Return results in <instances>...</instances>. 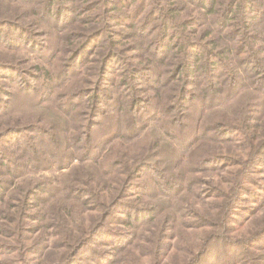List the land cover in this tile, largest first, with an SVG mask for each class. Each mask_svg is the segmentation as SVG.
<instances>
[{"label": "trees", "instance_id": "16d2710c", "mask_svg": "<svg viewBox=\"0 0 264 264\" xmlns=\"http://www.w3.org/2000/svg\"><path fill=\"white\" fill-rule=\"evenodd\" d=\"M48 25L56 48L40 45ZM53 54L58 82L44 64L28 66ZM88 75L60 98L68 120L0 126V260L42 264L62 252L55 264H142L139 251L150 264H254L264 218L250 208L247 239H231L227 223L249 197L264 200L247 176L264 173V141L246 161L230 155L255 142L251 106L234 103L264 94V0H0V119L14 118L20 96L32 108L38 85L43 101ZM133 143L132 155L118 152ZM98 171L115 181L104 200L103 185L88 183ZM44 172L53 176L22 182ZM57 174L72 180L65 190ZM217 198L228 201L219 209Z\"/></svg>", "mask_w": 264, "mask_h": 264}, {"label": "rangeland", "instance_id": "374dc122", "mask_svg": "<svg viewBox=\"0 0 264 264\" xmlns=\"http://www.w3.org/2000/svg\"><path fill=\"white\" fill-rule=\"evenodd\" d=\"M46 31H47L46 36H44V37L39 36L38 37V40H40V41H41L42 37L44 39V41L40 42V45H42L43 47L51 46V48H56L53 46L60 45V43H62L61 40L59 41V39L56 35L58 33L56 29L53 30L52 26L48 25L46 28ZM58 56H59L58 54L56 56H55V54H53L50 58L49 64L45 63L44 61L42 63L40 61L33 60V62H29L28 66L30 67V66L38 65V66L42 67V65H40V64H44L46 66V70H49L51 72V76L53 78V81L58 82V80L60 78L57 79L56 76H58V74H56L54 71V70H56L55 68L57 66H59L60 60H59ZM33 57L36 58L37 56L34 55ZM38 73L41 74L43 72H38ZM89 77H90V75H88L87 78H85L84 76L83 77L79 76L75 80H74V76L71 77V79L68 82L63 83V85L60 86V89L51 88L50 92L47 95L48 97L46 99H44L43 101H39V100L42 97L44 91L47 90V88L40 87L38 85L37 91L34 94L36 96V99H34L33 107L31 108L29 103L26 102V97L22 94L23 96H20V102L18 105V109H17V111H15L13 113L14 118H12L11 117L12 115L10 114L8 118L0 119V126H2V128L3 127L7 128V126L4 123L8 120H11L9 126H13L16 124L25 125L27 123L37 124L38 126H49V125H54V124H60L61 117L65 120H68L67 116L64 114V112L61 111V108H60L61 99L60 98L63 95L67 96L70 94L71 88L74 86V84L76 83L77 80H78L77 81L78 86H80L82 84V81L84 82L86 79H89V80L92 79L93 80L92 77H90L91 79ZM89 80L87 82H85L86 85L88 84ZM69 82H72V83L69 84ZM60 94H62V95H60ZM57 95H58V97H56ZM236 103H237V105H239V110L241 108L245 107L246 103L249 104V106H251L252 120L249 121L251 124V128H250V131L248 133V136L253 138V141L255 140V142H253V143L248 142V144L245 143L246 145L244 146V148H241V145L237 146L236 148H234L233 152L231 151V154H230L229 150L227 152L230 155L233 154L234 156H238L241 154V156L243 158L242 161H246L250 157V154H253L255 151L256 152L258 151V149H257L259 146L258 144H260L264 141V125H263L264 124V94L261 91H257L256 93H253V91L248 90V93H246L242 99L236 101L234 103V105ZM236 117H237V114H235V117H234V115L230 116L228 119L229 121L227 120V122H229V123L231 122V124H232V122H233V124H235V123L237 124L236 120L238 118L236 119ZM241 117H243V116L241 115ZM69 123L71 124V122H69ZM258 142H260V143H258ZM123 143H125V142H122V144ZM238 143L243 144V139L241 138ZM115 144H117V143H115ZM121 146L122 147L117 146V150L119 149L118 150L119 153L120 152L121 153L128 152L132 155L136 149V146L134 143L131 144V146H125V147H124V145H121ZM127 158H129V160H131L130 157H127ZM111 159H112V156L110 155L109 152H107L103 157L100 158V162L101 161L103 162L104 160L110 161ZM28 169H30V167L27 166L26 172H28ZM63 174H66V173H63ZM52 176H53V174L50 172H44L41 174H27L25 177H23L22 182H25L28 180H32V181L36 182L37 180L47 179V178H50ZM202 176H203L204 180L210 181L212 179L211 176H208V175H202ZM247 176L249 179H252V181L255 179V181L258 180V182H260L261 184L264 185V173L263 172L258 173V170L255 169L254 172L250 171L249 173H247ZM65 177L57 174L58 181L56 183V186L60 189H63V190L66 189V188H64L65 186L71 185V182H72V180H70V178H65ZM247 182L248 181H245L244 186L247 184ZM88 183L91 186H96L95 183H99L100 185H103L101 187V189H104L105 191L103 193H101V195H100L101 199L100 200H104L103 196H106L108 192L110 194V190L115 186V181L113 179H108L106 177H100V171L97 172V175H96V178L94 179V182H91V183L88 182ZM248 185H250L249 189L251 191V194H254V197H256V195L259 193V190L255 186H251L252 184H250V183H248L246 186H248ZM62 199H64V195L58 194V196H56V198L53 199V200H55L54 204H56L58 202V200L61 201ZM227 201L228 200H219L217 198V200L215 202L217 203V207L220 209V207L223 206L224 203ZM260 201H262V202H261V204L258 205L257 204L258 200H257V202L254 203V201L250 200V197H249L247 200L244 201V203L242 205L238 204V206H237L238 209H236L235 214L231 215L230 218H232V219H229V222L227 223L228 224L227 225V228H228L227 232H228V236L231 239H236V238H240V237L247 239L251 235H253L255 229L257 230V227H254V225H252V221H250L252 218V215H251L252 213H249V210H250V208H252V209L254 208L255 212L254 211L253 212L255 214L253 213V216H255V218L257 217L256 220H259L262 217L264 218V200H260ZM178 205L181 206V202H179ZM243 208H245V209L243 210ZM72 213H73V211H72ZM78 214L79 215L76 214V216H79V217L87 220L90 215L95 214V210H82V211H78ZM220 215L221 214H218V216H211L210 217L213 219L212 222L217 225L216 229H220L219 231H217V233L222 231V229H223L222 228L223 223L221 221H219ZM67 217H69V215H67ZM179 218L180 217L177 216V220H180ZM220 224H221V226H219ZM261 226H263V225H261ZM204 230H208L210 233H216V231H214L213 228L204 229ZM198 234H201V233H198ZM175 235H176V231H175ZM175 239L176 238H174V240ZM13 240H14V237H13ZM174 240L172 241V244L174 243ZM182 245H186V243H181V245H180L181 250H179V251L176 250V253L178 255L179 254L183 255V253H181V251L185 250V249H183ZM255 246H256V249L253 250L254 256L256 255V260L254 257V264H257V262H258V264H264V257L262 258V260L259 259V258H261L259 251L262 250V253L264 254V238L262 239V241L260 240ZM257 250H259V251H257ZM55 252H59V250H56ZM61 253L62 252L56 253V255H54L52 257H44L42 260V264H55L58 261ZM14 254L15 253H12L11 255L3 256L0 260V264H13L15 262V258L13 257ZM136 254H137V256H139V261H138L139 263L150 264L149 258L145 253L143 255H140L139 251H137ZM252 256H253V254L250 255V257H252ZM16 258L18 259L17 255H16ZM248 258L249 257H246V259H248ZM257 259H258V261H257Z\"/></svg>", "mask_w": 264, "mask_h": 264}]
</instances>
